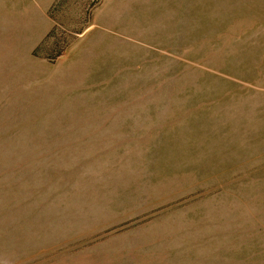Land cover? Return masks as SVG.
I'll return each instance as SVG.
<instances>
[{"label":"rangeland","instance_id":"374dc122","mask_svg":"<svg viewBox=\"0 0 264 264\" xmlns=\"http://www.w3.org/2000/svg\"><path fill=\"white\" fill-rule=\"evenodd\" d=\"M0 264H264V0H0Z\"/></svg>","mask_w":264,"mask_h":264}]
</instances>
